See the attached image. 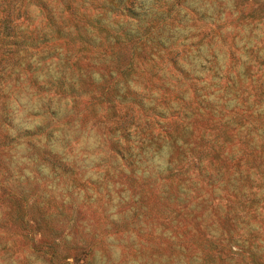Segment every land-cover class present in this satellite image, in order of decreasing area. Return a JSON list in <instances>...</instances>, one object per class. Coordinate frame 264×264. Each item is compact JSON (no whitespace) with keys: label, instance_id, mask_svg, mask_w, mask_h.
<instances>
[{"label":"rangeland","instance_id":"374dc122","mask_svg":"<svg viewBox=\"0 0 264 264\" xmlns=\"http://www.w3.org/2000/svg\"><path fill=\"white\" fill-rule=\"evenodd\" d=\"M0 264H264V0H0Z\"/></svg>","mask_w":264,"mask_h":264}]
</instances>
